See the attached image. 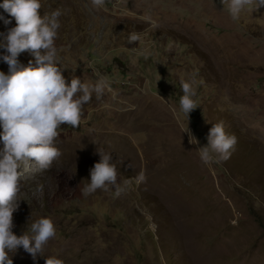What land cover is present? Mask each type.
Instances as JSON below:
<instances>
[{
    "label": "rangeland",
    "instance_id": "374dc122",
    "mask_svg": "<svg viewBox=\"0 0 264 264\" xmlns=\"http://www.w3.org/2000/svg\"><path fill=\"white\" fill-rule=\"evenodd\" d=\"M41 3V15L64 10L55 46L66 81L108 85L79 127L58 129L52 168L22 182L12 231L49 217L56 235L35 261L22 247L9 253L13 264H264V7L233 21L221 0ZM0 17L12 21L0 19V33L15 26L2 8ZM17 59L35 66L30 52ZM0 72L10 75L2 58ZM185 81L198 104L188 118ZM217 123L237 144L227 161L205 164L199 147ZM98 150L110 153L118 184L133 181L119 196L114 186L82 194Z\"/></svg>",
    "mask_w": 264,
    "mask_h": 264
},
{
    "label": "clouds",
    "instance_id": "9594fccd",
    "mask_svg": "<svg viewBox=\"0 0 264 264\" xmlns=\"http://www.w3.org/2000/svg\"><path fill=\"white\" fill-rule=\"evenodd\" d=\"M227 3L228 13L233 21L240 18L246 9L258 11L264 7V0H221ZM93 8H103L106 0H91ZM0 8L15 20V26L0 33V48L6 50L2 60L7 63L10 75L0 72V264H13L9 253L23 248L35 261L42 255L44 246L56 235V227L49 217H42L30 225L28 233L16 235L12 231L13 213L18 209L22 182L34 179L47 172L58 160L62 152L56 146L61 125L79 127L84 121L83 106L90 103L93 92L97 99L104 94L108 82L100 78L94 85L83 83L73 76L70 83L62 75V67L57 58L55 40L60 28L59 17L64 10L57 8L50 14L41 15V0H3ZM3 19L7 26L11 19ZM147 20L158 27L150 17ZM139 33H131L127 42L137 43ZM30 52L35 58V66L18 67V56ZM183 95L180 110L189 117L198 107L194 97L193 82H182ZM192 143L198 141L192 136ZM237 138L226 133L222 123L213 124L207 134V144L199 147L200 159L205 164L220 163L230 159L235 150ZM100 159L90 169V180L82 194L88 196L98 189L115 187V194L124 192L132 179L117 183L118 169L110 153L98 150ZM122 162V161H121ZM131 167V164H129ZM144 172L139 173L135 183L146 182ZM42 186H38L41 190ZM44 264H64L55 256L45 257Z\"/></svg>",
    "mask_w": 264,
    "mask_h": 264
},
{
    "label": "trees",
    "instance_id": "16d2710c",
    "mask_svg": "<svg viewBox=\"0 0 264 264\" xmlns=\"http://www.w3.org/2000/svg\"><path fill=\"white\" fill-rule=\"evenodd\" d=\"M64 127H66V125H61V126H60V128H64Z\"/></svg>",
    "mask_w": 264,
    "mask_h": 264
}]
</instances>
